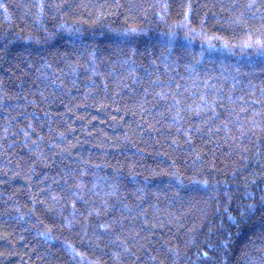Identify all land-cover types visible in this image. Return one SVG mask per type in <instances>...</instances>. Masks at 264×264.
<instances>
[{"label":"trees","instance_id":"trees-1","mask_svg":"<svg viewBox=\"0 0 264 264\" xmlns=\"http://www.w3.org/2000/svg\"><path fill=\"white\" fill-rule=\"evenodd\" d=\"M0 264H264V0H0Z\"/></svg>","mask_w":264,"mask_h":264}]
</instances>
